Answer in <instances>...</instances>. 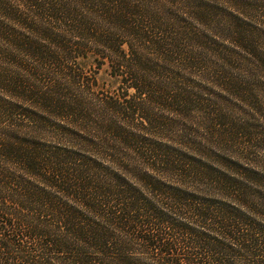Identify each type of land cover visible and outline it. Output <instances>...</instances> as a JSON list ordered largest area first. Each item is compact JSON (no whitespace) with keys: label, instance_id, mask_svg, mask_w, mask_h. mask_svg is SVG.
I'll use <instances>...</instances> for the list:
<instances>
[{"label":"trees","instance_id":"obj_1","mask_svg":"<svg viewBox=\"0 0 264 264\" xmlns=\"http://www.w3.org/2000/svg\"><path fill=\"white\" fill-rule=\"evenodd\" d=\"M263 87L264 0H0V264H264Z\"/></svg>","mask_w":264,"mask_h":264},{"label":"rangeland","instance_id":"obj_2","mask_svg":"<svg viewBox=\"0 0 264 264\" xmlns=\"http://www.w3.org/2000/svg\"><path fill=\"white\" fill-rule=\"evenodd\" d=\"M83 65L88 69H92V71H95L92 61H84ZM98 81V88L100 90H114L118 87V82L116 79L110 77V75L107 72V67H104L96 76ZM264 88V87H263ZM251 104L250 108H247L249 111V115L247 116V119L251 120L250 124L252 126L250 127L249 131L252 134L254 144L264 147V105L261 104ZM246 110V109H245ZM244 115L240 112L237 113L236 117H243ZM256 119V120H255Z\"/></svg>","mask_w":264,"mask_h":264}]
</instances>
